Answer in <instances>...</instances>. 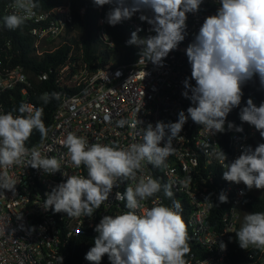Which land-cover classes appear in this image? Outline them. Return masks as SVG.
<instances>
[{
  "label": "clouds",
  "instance_id": "9594fccd",
  "mask_svg": "<svg viewBox=\"0 0 264 264\" xmlns=\"http://www.w3.org/2000/svg\"><path fill=\"white\" fill-rule=\"evenodd\" d=\"M203 2L93 0L97 7L112 6L106 14L110 26L140 14L138 18L151 26L154 35L141 38L138 32L142 29L137 28L126 44L141 47V55L156 66H163L169 53L184 41L188 14L199 12ZM218 2L221 6L217 13L204 19L194 41L185 49L191 66L190 79L195 81L194 86L189 78L183 82L186 90L182 95L192 103L187 115L182 110L176 122H157L155 126L149 123L143 128L142 142L127 147L115 143L90 144L86 137L71 132L61 141L73 165L77 169L83 166L86 176L62 172L66 180L46 193L45 211L65 213L69 218H92L108 201L113 188L127 182L123 193L116 192V199L124 203L127 211L103 216L94 228L97 233L94 246L85 255L91 264H100L105 255L110 264H189L186 256L191 248L182 204L173 198L172 184H162L145 174V169L148 165L167 167V159L175 151L172 142L182 138L180 133L189 118L206 129L209 136L224 133L227 116L241 104L243 86L255 77L264 88V0ZM38 7L39 0H12L13 11L0 18V26L13 31L21 28L36 16ZM60 98V93L45 92L39 100L46 105ZM14 111L17 110L0 113V192L16 191L17 182L8 171L14 165L26 162L47 175L61 172L60 159L43 155L36 146H26L34 130L40 133L41 139L47 136L43 107L29 108L21 104L19 115H14ZM240 119L254 126L264 138V102L256 106L248 99ZM127 123L123 118L116 122L121 128ZM227 127L231 130L234 125L228 122ZM166 129L170 134L161 146ZM235 130L243 131L240 127ZM213 154L224 169V180L243 183L248 190H264V143L254 149L243 146L241 154L231 162H226L227 155L220 147L219 150L213 147ZM161 191L172 200L170 206L160 199ZM210 197L211 194L205 201L211 208L215 205ZM149 200L151 207H146L145 202ZM218 200L226 203L228 197L222 191ZM235 234L241 249L247 250L250 246L264 249V212L246 213ZM219 247L224 251L227 245L221 242ZM59 264H63L62 256Z\"/></svg>",
  "mask_w": 264,
  "mask_h": 264
},
{
  "label": "built area",
  "instance_id": "2783aa9c",
  "mask_svg": "<svg viewBox=\"0 0 264 264\" xmlns=\"http://www.w3.org/2000/svg\"><path fill=\"white\" fill-rule=\"evenodd\" d=\"M11 4L6 6L5 15L13 11ZM220 6L218 0H204L199 12L188 14L185 39L169 53L163 66L153 65L141 55L130 64L111 61L93 70L84 61L82 50L77 55L70 54L67 63L57 72L61 104L47 136L36 146L43 155L60 159L61 172L47 175L26 162L8 169L17 184L14 192H0V264H59V256L63 257V264H67L70 248L82 231L94 233L96 237L94 228L103 216L127 211L124 203L116 199V192L123 193L127 182H120L113 188L108 201L92 218H69L65 213L43 209L46 193L66 180L62 172L86 176L83 166L77 169L73 165L61 141L71 132L86 137L90 144L115 143L127 147L142 142L143 128L149 123L155 126L157 122H176L182 110L187 115L192 103L182 95L186 90L183 82L189 78L194 86L195 81L190 79L191 66L185 49L194 41L204 19L216 14ZM111 7L104 5L97 9L100 15L98 34L105 41L109 40L106 14ZM35 11L36 16L26 22L32 25L28 32L34 39V55L40 58L72 41L69 37L74 33L69 30L75 25V16L70 0H63L60 6L50 10L37 8ZM80 14L83 16L85 9ZM139 15L123 21V28L129 34L137 28L142 29L138 32L139 37L154 35L151 26L140 21ZM11 48V41L0 43V57L4 53L7 62L0 61V97L19 89L26 100L28 90L33 87L32 75L23 66H11L12 56L8 53ZM39 78L47 80L49 74L43 73ZM258 81L254 77L243 86L241 104L227 116L224 133L209 136L206 129L189 118L180 133L182 138L172 142L175 151L168 157L167 167L148 165L145 169V174L159 179L162 184H172L173 193L178 194L173 198L182 204L188 233L196 245L186 256L189 264H264V249L251 246L243 250L244 262L237 263L230 257L232 239L243 223L244 213L248 212L244 203L249 191L243 183L223 179L224 169L213 154V147L216 150L220 147L227 155L226 162H231L241 154L243 146H251L257 141L256 129L241 121L240 112L248 99H252L256 106L264 102V91L257 92ZM25 106L32 108L35 105L26 100ZM5 112L0 100V113ZM122 118L128 123L121 128L116 122ZM236 121L243 131L226 135L228 122L236 126ZM167 134L170 133L166 129L161 146L167 141ZM222 191L228 197L226 203L218 200ZM209 194L216 207L210 208L205 201ZM159 197L165 205H171L172 200L165 197L163 191ZM145 206L151 207V200L146 201ZM221 242L227 245L224 251L219 247ZM93 246L94 241H86L81 264H91L85 255ZM100 264H110L107 255Z\"/></svg>",
  "mask_w": 264,
  "mask_h": 264
},
{
  "label": "trees",
  "instance_id": "16d2710c",
  "mask_svg": "<svg viewBox=\"0 0 264 264\" xmlns=\"http://www.w3.org/2000/svg\"><path fill=\"white\" fill-rule=\"evenodd\" d=\"M70 1L75 16V25L70 28L69 31L73 32L77 37L73 38L70 43L60 46L54 52L45 53L40 58L33 53L34 39L28 32L32 25L25 23L21 28L14 31L4 29L0 26V43L5 44L6 41H11L12 43V48L8 49L9 55L12 56L10 61L11 66H23L32 75L33 87L28 90L26 100L33 103L36 107H43V120L48 129L52 123L56 110L61 104V100L53 99L50 103L45 105L39 100V97L45 92L59 93L57 72L61 66L67 63L71 53L77 55L82 50L84 61L93 70L104 67L111 61H114L116 64H130L141 56V47L126 44L131 38V34L123 28L121 23L116 26H110L107 23L108 41H105L99 36L98 21L100 15L97 10L98 7L94 5L93 0ZM10 2H12V0H0V18L5 15V8ZM62 3L63 0H39L38 8L46 11L60 6ZM82 9H85V14L83 16L80 14ZM110 43L114 46H111ZM4 56L3 53V56L0 57V61L6 64L7 62L4 60ZM97 62H99V64H97ZM43 73L49 74L47 80H41L39 78ZM260 91H264V89L258 81L257 92L260 93ZM0 100L4 103L5 113L13 111L14 109L17 110L13 112L14 115H19L18 109L20 105H25L26 103L19 89L3 94ZM236 124L237 125L234 126L233 129L227 130L226 135L236 131V127H240L238 121H236ZM41 140L40 133L34 130L27 142V146H37ZM260 143H264V138H261L257 131V141L253 143L251 147L254 149ZM176 197H178V194L174 193V198ZM244 204L248 213L264 212V190L262 196H256L248 192ZM182 216L185 221L186 213L182 212ZM188 236L189 245L192 250L196 245L189 233ZM94 238V233L82 231L76 243L70 248L67 264H81L85 243L86 241L92 243ZM230 257L237 261V263L245 261L244 252L238 245L236 234L231 242Z\"/></svg>",
  "mask_w": 264,
  "mask_h": 264
},
{
  "label": "rangeland",
  "instance_id": "374dc122",
  "mask_svg": "<svg viewBox=\"0 0 264 264\" xmlns=\"http://www.w3.org/2000/svg\"><path fill=\"white\" fill-rule=\"evenodd\" d=\"M75 37H77V36H75V35H73V36H70L69 37V39H73V38H75ZM141 38H144V37H141ZM56 44H53L52 46H55ZM250 193H252V194H254V195H256V196H262V194H263V190H257V189H252V190H248ZM246 213H248V212H246ZM246 213H244V215L246 214Z\"/></svg>",
  "mask_w": 264,
  "mask_h": 264
}]
</instances>
